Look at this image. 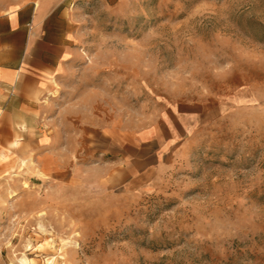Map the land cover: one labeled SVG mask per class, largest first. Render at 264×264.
<instances>
[{
  "label": "rangeland",
  "instance_id": "rangeland-1",
  "mask_svg": "<svg viewBox=\"0 0 264 264\" xmlns=\"http://www.w3.org/2000/svg\"><path fill=\"white\" fill-rule=\"evenodd\" d=\"M70 6L41 120L0 121V264H264V0Z\"/></svg>",
  "mask_w": 264,
  "mask_h": 264
},
{
  "label": "crops",
  "instance_id": "crops-1",
  "mask_svg": "<svg viewBox=\"0 0 264 264\" xmlns=\"http://www.w3.org/2000/svg\"><path fill=\"white\" fill-rule=\"evenodd\" d=\"M1 2L0 121L8 129L9 121L41 120L53 81L75 55L78 25L69 0ZM135 166L123 178L135 176Z\"/></svg>",
  "mask_w": 264,
  "mask_h": 264
},
{
  "label": "bare ground",
  "instance_id": "bare-ground-1",
  "mask_svg": "<svg viewBox=\"0 0 264 264\" xmlns=\"http://www.w3.org/2000/svg\"><path fill=\"white\" fill-rule=\"evenodd\" d=\"M21 262L24 263V264H27V260L26 259L25 260L24 259L21 260Z\"/></svg>",
  "mask_w": 264,
  "mask_h": 264
},
{
  "label": "built area",
  "instance_id": "built-area-1",
  "mask_svg": "<svg viewBox=\"0 0 264 264\" xmlns=\"http://www.w3.org/2000/svg\"><path fill=\"white\" fill-rule=\"evenodd\" d=\"M69 1H70L72 4H74V1H75V0H69Z\"/></svg>",
  "mask_w": 264,
  "mask_h": 264
}]
</instances>
